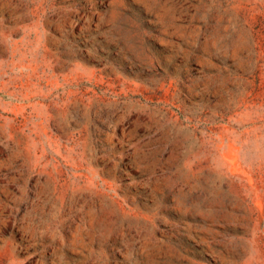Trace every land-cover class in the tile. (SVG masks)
<instances>
[{"label": "rangeland", "instance_id": "374dc122", "mask_svg": "<svg viewBox=\"0 0 264 264\" xmlns=\"http://www.w3.org/2000/svg\"><path fill=\"white\" fill-rule=\"evenodd\" d=\"M0 264H264V0H0Z\"/></svg>", "mask_w": 264, "mask_h": 264}]
</instances>
